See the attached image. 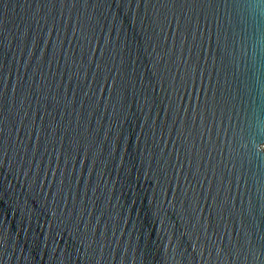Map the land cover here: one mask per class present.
<instances>
[{"label":"water","instance_id":"obj_1","mask_svg":"<svg viewBox=\"0 0 264 264\" xmlns=\"http://www.w3.org/2000/svg\"><path fill=\"white\" fill-rule=\"evenodd\" d=\"M0 264H264V0H0Z\"/></svg>","mask_w":264,"mask_h":264},{"label":"snow or ice","instance_id":"obj_2","mask_svg":"<svg viewBox=\"0 0 264 264\" xmlns=\"http://www.w3.org/2000/svg\"><path fill=\"white\" fill-rule=\"evenodd\" d=\"M174 6V5H173Z\"/></svg>","mask_w":264,"mask_h":264}]
</instances>
